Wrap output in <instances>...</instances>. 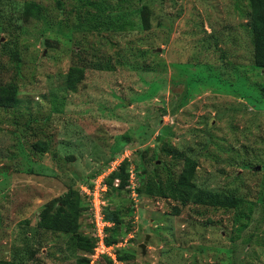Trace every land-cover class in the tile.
<instances>
[{"label": "rangeland", "instance_id": "rangeland-1", "mask_svg": "<svg viewBox=\"0 0 264 264\" xmlns=\"http://www.w3.org/2000/svg\"><path fill=\"white\" fill-rule=\"evenodd\" d=\"M250 1L0 0V87L18 92L0 109V261L264 264V70ZM72 68L84 71L76 91ZM187 158L198 188L255 203L245 231L237 212L145 193L165 180L157 165L178 180ZM122 168L125 186L112 184ZM99 176L104 213L121 221L118 243L93 260L81 248L97 244L86 190ZM70 190L88 242L40 225Z\"/></svg>", "mask_w": 264, "mask_h": 264}, {"label": "trees", "instance_id": "trees-1", "mask_svg": "<svg viewBox=\"0 0 264 264\" xmlns=\"http://www.w3.org/2000/svg\"><path fill=\"white\" fill-rule=\"evenodd\" d=\"M250 27L252 34V41L254 46L253 65L257 69L264 70V0H251L250 1ZM32 9L37 10V6L31 4L27 7V11ZM41 13L40 8L37 10ZM37 18V14H33ZM83 69L72 68L68 75V87L72 91H76V84L82 82ZM17 87L14 84H9L4 88L0 87V109L8 110L14 108L18 104ZM48 146L38 148V151H46ZM176 151V150H174ZM173 151H167L170 155ZM197 165L194 161L187 158L185 161V170L178 180L173 174L168 171L162 164V166H156L154 171L159 169L166 170L165 180L159 177L157 180H149L145 187V193L150 196H156L164 199H172L176 202L182 203L184 206L188 204H194L196 206H204L212 209H221L226 212H237L235 217V224L238 225V235L245 231L249 225V221L253 216L255 203L245 198L236 197L233 195H225L212 191H204L196 186L194 183V177L196 175ZM120 173L115 172L111 176V183L113 184L115 179L121 181V185L125 186L128 178L124 175V169H120ZM140 193V190H139ZM59 205L57 209L52 212V208L45 212V222L40 225L45 229L51 230L56 233L70 237L72 241H75L77 236L81 238V242H88L87 239L80 235L79 227V214L81 207V199L73 190H70L63 199L52 202L51 206ZM179 213V211L177 212ZM106 220L111 223V227L108 231H113L115 240H107L109 246L116 245L118 243L115 237L118 232V224L121 217L118 218V213L107 214L105 211ZM117 225V226H116ZM118 236V235H117ZM80 242V241H79ZM80 242V243H81ZM95 246H82V251L94 252ZM121 258H124L122 256ZM88 258L80 259L81 264H88ZM0 264H8L5 261H0Z\"/></svg>", "mask_w": 264, "mask_h": 264}, {"label": "built area", "instance_id": "built-area-1", "mask_svg": "<svg viewBox=\"0 0 264 264\" xmlns=\"http://www.w3.org/2000/svg\"><path fill=\"white\" fill-rule=\"evenodd\" d=\"M107 187L108 185L105 182L104 177L99 176L92 182L91 190H86V193L90 197L91 201L92 223L95 225L97 233V244L92 255L93 260L100 259L113 249V246L108 245L106 241L107 234L105 233L106 229L110 226L109 222L106 221L104 213V193L107 192Z\"/></svg>", "mask_w": 264, "mask_h": 264}]
</instances>
